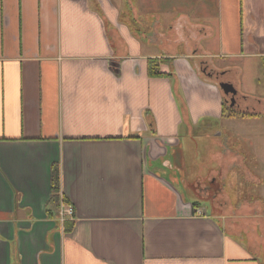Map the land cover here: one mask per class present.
<instances>
[{
	"label": "crops",
	"instance_id": "obj_1",
	"mask_svg": "<svg viewBox=\"0 0 264 264\" xmlns=\"http://www.w3.org/2000/svg\"><path fill=\"white\" fill-rule=\"evenodd\" d=\"M210 2L0 0V264H264V156L218 141L262 116L225 117L217 65L264 57V0Z\"/></svg>",
	"mask_w": 264,
	"mask_h": 264
},
{
	"label": "rangeland",
	"instance_id": "obj_2",
	"mask_svg": "<svg viewBox=\"0 0 264 264\" xmlns=\"http://www.w3.org/2000/svg\"><path fill=\"white\" fill-rule=\"evenodd\" d=\"M167 1V0H165ZM209 2L203 4V12L201 11L200 6V0H182V3L180 4L178 0H172V13L173 16L178 15L182 9H191V7H194L196 3H198L201 13L206 17V12L211 13L213 10L212 3L210 0ZM210 3V4H209ZM224 60V59H221ZM243 61H239L238 59H235L233 61L236 62H229L228 60H225L227 62H217V65L221 68L227 67L228 65H234L238 66L239 68H242L243 73L240 76V82L237 84H234V86L245 92V95L242 94L240 91L238 93V103L243 104L245 101L243 100V96L250 98L251 100L255 101L256 98H264V75H262V71H264V57H248L245 59H242ZM264 73V72H263ZM234 81H238L237 79H234ZM234 87V88H235ZM236 90V89H235ZM247 92V93H246ZM231 94H233L231 92ZM225 94L226 101V107L230 106L231 99L233 98V95ZM234 96L236 97L237 94L234 93ZM250 96H255L250 97ZM251 100L246 101V103H250ZM261 104V105H259ZM255 107H252V109H246L243 115L241 116L239 113L236 117L237 119H248L251 117H261L259 119L255 120H245L247 122L248 127L243 128L244 126H240L241 129H236L235 135L234 133L231 134L230 140L229 139H221L218 141H221L220 143L225 146V148H230L232 150H241L248 156V164L253 169L254 168V155L260 154L264 156V103H258L254 102ZM262 106V107H260ZM262 108V109H261ZM254 109V110H253ZM260 109V113H258V110ZM229 111V110H228ZM226 113L225 117L229 116V113ZM263 112V115L261 114ZM232 117V116H231ZM239 127V128H240ZM238 131V132H237ZM239 133V134H238ZM196 145L200 152V159L201 160H209L210 154L214 151H218L219 145L217 144V141H212V139H209V137L206 136H198L195 135ZM218 138V137H216ZM211 140V141H210ZM193 145V144H192ZM196 146L192 149H195ZM213 162V161H211ZM264 168V166H263ZM237 176H235V180L233 179L232 174L226 179L225 183L227 184V187L229 190H232L235 188V184L241 183L243 180V176L241 173H236ZM253 191H256V195L258 196V185L251 184ZM260 190V186H259ZM201 209L206 211L207 213V207L199 206ZM227 211L231 212V208L226 209Z\"/></svg>",
	"mask_w": 264,
	"mask_h": 264
},
{
	"label": "trees",
	"instance_id": "obj_3",
	"mask_svg": "<svg viewBox=\"0 0 264 264\" xmlns=\"http://www.w3.org/2000/svg\"><path fill=\"white\" fill-rule=\"evenodd\" d=\"M162 63L161 59L158 58H153V59H149L148 61V74L150 77H169L170 74H166L163 73L160 69V64ZM229 109V107H225V110ZM229 116H237L238 115V111L236 110H230L229 109ZM241 116L243 114H240ZM59 186V167L54 166L53 168V196L51 201L53 203H56L55 206L58 209L59 205H58V200H59V195H60V190L58 188ZM63 201H65L66 203H68L69 201H67L66 198L63 199ZM49 216L53 217L52 213H49Z\"/></svg>",
	"mask_w": 264,
	"mask_h": 264
},
{
	"label": "built area",
	"instance_id": "obj_4",
	"mask_svg": "<svg viewBox=\"0 0 264 264\" xmlns=\"http://www.w3.org/2000/svg\"><path fill=\"white\" fill-rule=\"evenodd\" d=\"M197 213L200 215H205L206 211H204L203 209H201L200 207L197 210ZM74 217V207L73 205H71L70 203H63L61 204V206L59 207V221L64 223L66 220H68L69 218H73Z\"/></svg>",
	"mask_w": 264,
	"mask_h": 264
},
{
	"label": "flooded vegetation",
	"instance_id": "obj_5",
	"mask_svg": "<svg viewBox=\"0 0 264 264\" xmlns=\"http://www.w3.org/2000/svg\"><path fill=\"white\" fill-rule=\"evenodd\" d=\"M231 94V93H230ZM229 94V95H230ZM231 95H233V94H231ZM250 100V98H248V97H245V96H243V100ZM226 101H228L227 99H226ZM230 102V106H229V109L230 110H236V111H238L239 112V114H243L244 112H245V110L247 109H251V107H250V103H245V104H240V103H238V95L235 97L234 95H233V98L231 99V101H229ZM233 102H235V104L234 105H232V103Z\"/></svg>",
	"mask_w": 264,
	"mask_h": 264
},
{
	"label": "water",
	"instance_id": "obj_6",
	"mask_svg": "<svg viewBox=\"0 0 264 264\" xmlns=\"http://www.w3.org/2000/svg\"><path fill=\"white\" fill-rule=\"evenodd\" d=\"M221 87L223 88V90L227 94H229L230 92H232L233 94L236 93V90H235V88H234V86L232 84H225V83H223V84H221ZM244 101L246 103L247 100L244 99ZM245 103H243V104H245ZM234 104H235V102L232 103V105H234Z\"/></svg>",
	"mask_w": 264,
	"mask_h": 264
}]
</instances>
